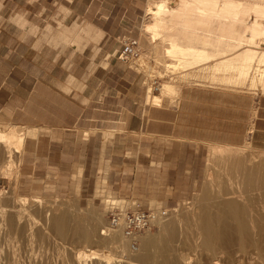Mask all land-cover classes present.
I'll return each mask as SVG.
<instances>
[{
  "label": "crops",
  "instance_id": "crops-1",
  "mask_svg": "<svg viewBox=\"0 0 264 264\" xmlns=\"http://www.w3.org/2000/svg\"><path fill=\"white\" fill-rule=\"evenodd\" d=\"M148 3L0 0V122L45 126L70 139L89 127L116 129L118 142L105 154L116 170L134 174H119L113 186L126 189L115 191L162 197L180 185L173 172L195 170L208 144L251 140L264 150V95L195 83L180 87L177 103H148L147 75L117 59L123 38L147 43Z\"/></svg>",
  "mask_w": 264,
  "mask_h": 264
},
{
  "label": "rangeland",
  "instance_id": "rangeland-1",
  "mask_svg": "<svg viewBox=\"0 0 264 264\" xmlns=\"http://www.w3.org/2000/svg\"><path fill=\"white\" fill-rule=\"evenodd\" d=\"M178 1L179 0H171L172 3L171 6H176ZM246 1L263 2V0H246ZM150 2H153V0H149V3ZM146 14L144 16L145 22L143 20V24L147 25L148 23L151 22V16ZM252 17H254V15L250 14L246 18L244 17V20H247L248 22L250 20L252 21ZM59 23L61 27L62 22ZM144 26L142 27L141 35L145 38L147 43L145 44L143 39L142 40L140 39L142 46L141 57L139 58L138 61L130 62V65L133 66L134 68H137L141 72H144L147 75L148 80L151 76L157 75L160 78H162L161 79L162 84L165 83L173 84L178 91V95L177 94L172 95V97L170 98V100L173 103H177L179 99V90L182 85L195 84V83L212 85L223 89H230L236 91L255 92L258 95L261 94L264 95V84L252 85V83L250 82L251 78H253L256 75V73L257 74L261 73L260 69L264 70V64H263L264 62L263 63H259V61L258 63L256 62L258 65H255V68L257 67L259 71H256L257 69L254 70L256 72L253 73L254 72L253 71L251 73V78H249V80L245 84L243 85L239 84L238 85L239 87L234 83H228V82L226 83L224 81L220 82V79H217L216 81L211 79H207V80L201 79L199 81L192 80L189 77L184 76L185 72H183L182 69L177 70L174 67L171 68L168 67V63H173V64L178 63L176 61V58L173 57L171 58L170 56H168L166 52L167 46H169L168 39L170 38L171 33L174 34L175 37H178V34L179 37H183V34L180 33V31L183 29V27H181L182 25L176 26L170 32L156 37L154 36V34L148 33L146 26L145 27ZM80 28L81 27L77 26L76 28H74V30L79 31L81 30ZM199 31L202 32L201 29ZM261 41L264 42V38H262ZM262 45L263 46L261 47L264 48V44ZM231 56L233 57L234 55ZM231 56H228V58H230ZM152 59H154L156 63L154 67L150 65V60ZM187 78L190 80H188ZM147 83L148 82L146 80V86H147L146 99L147 102L150 103L151 101L149 100L148 97V90L150 89L153 95H158L161 92L160 93L152 92L151 86L148 85ZM162 89H163V85L161 91ZM151 103L153 104V102ZM12 125H20V124L0 122V127L1 129L4 130L11 128ZM21 126H24L26 128L27 127L32 128V130H34L37 135L35 133H34L35 135L34 134L29 135L25 141L26 142L25 148H23V150H21L20 152L18 151L16 152L15 150L14 154L10 155L9 158L7 157L8 155L6 156V150L4 148V144L0 140V193H2L3 198L6 199V200L3 199L5 204L4 209L9 213H10L9 210L11 209V205H12L10 203L14 199H20L21 201L26 202L24 206V208L26 209L24 211L26 213V216L30 217V220L27 223L29 225L24 224L25 227L22 226L23 224H21L23 229L19 225L14 226L15 228L14 229L13 227L7 225V223L0 221V233H1L0 236H2L0 238L1 264H6L7 262H11V263L16 262V264H23L22 263L23 261L24 264H31L34 262H39L42 259L44 261L42 260V262L41 261L40 262L43 264L44 263L72 264L74 262V258L76 254L80 252L78 251L80 249L81 251L83 250V252L87 254H92L93 250H97L96 251L97 255L94 256L96 257L98 256L99 258L97 259V258L89 257L87 258L85 264H91V263L97 264L99 261H101L100 262L101 264L102 262L104 264H123V262L126 264L127 260L129 261L131 260L130 258L136 257V255H138L137 253L139 252L140 254L142 253L141 244L144 240L142 238L145 235L147 236L150 233H152L150 235H155V236L162 235L164 233L163 224L167 223L170 217H176V216L180 218H184L185 223L184 222L180 223L179 228L181 230L178 228L179 230L177 234L178 238L176 236V238L173 239L174 241H172V246L176 249L175 251L176 253L173 255L176 256L178 254L179 256V257H175L172 255L173 258L174 259L176 258L177 262L178 260L179 262L182 261L181 264L207 263L209 261L208 260L209 248L195 247L196 243H194L193 241L195 240V237H197L195 234V230H192V226H191V217L192 214H194L193 212H195L194 215H198V213L200 215L206 209H210L211 212L214 211V213H216L218 212V209L223 208L231 200L239 201L240 203L245 204L247 202L246 198L248 196L247 192L245 191L246 189L245 186L251 183L258 184L262 181L261 172L257 169V165L262 160H264L263 158L264 150L254 146L251 140H246V142L240 146L208 144V147H205V150L202 149L203 154H201L199 157L197 156V158H199L200 163L195 164L196 167L195 170H189V171L181 170V171L173 172L172 175H173L174 183L179 182L180 185L173 186L171 189H168L166 195H163L162 197H157L152 195L149 196L144 193L134 192L135 190H137V188L135 187L128 188L130 191L129 195L119 194L115 190L121 189L124 191L126 188H116L113 186L116 177H118L119 174L124 173L126 177L131 178L133 177L134 174V171L132 170L129 171L116 170L115 165L113 166L114 163L112 162L113 156H111V154L106 156L105 154L108 147L110 148L111 146H113L118 142L119 133H121L120 131L116 129L89 127L88 131L83 130L84 134L83 131L81 135L78 133L77 139L74 138L70 139L68 133L59 134L54 132L52 128L49 127L37 126V125H32V126L21 125ZM37 131L40 132L38 133ZM85 141H88V146H84ZM231 151L233 152L231 153ZM127 156L132 157V154H128ZM9 159L12 162L8 161ZM74 159L82 162H77L72 164L71 162ZM85 159H87L88 163L84 162ZM60 162L62 163V165L60 164ZM59 165L63 166L64 169L59 170ZM4 167L7 168L8 170L7 169L4 170L3 169ZM140 189L143 190L144 188H140ZM111 199L117 202H119V200L121 201L126 200L129 201L130 203H134L136 206L139 205L146 208L148 207L167 208L170 210L169 212L170 214L168 216V219H166L167 221L157 226L151 232H148L149 234L146 233L142 236L140 241V246L137 251L132 250L129 242L127 244V241L125 243L126 244V247L124 248L125 250L121 248H116L114 247L113 244L109 242V240L105 239L106 242H104L103 237L106 236V234H101V231L104 232V229L108 225L107 204L109 203V201H111ZM220 201L221 203L223 202L222 207L220 206L221 205ZM54 207L55 208L58 207L57 211L54 209ZM48 208L54 211V213L58 212V214L59 212L61 213L64 210L62 213L66 212V214H71L72 216H75V218L78 216L79 217L83 216V219L86 218L88 222L89 221L91 222L90 219L91 217L94 216L93 218L97 220L96 229L98 236V238L96 237L95 240L98 241H93V243L89 244L85 242L83 239L79 238L77 235L74 236L72 234L74 233L72 232L73 231L72 228L71 230L68 231L71 233L68 234L67 232L68 235L67 238L66 235L63 238L58 234L56 235L55 232L51 231L52 229L49 230L50 228L49 216L48 218H45ZM197 210L200 212H198ZM32 216L34 217V220ZM97 217L99 218V220H101L100 224ZM188 222L190 223L189 225ZM73 224L74 222L71 223V225ZM68 228L70 229V226ZM5 229H7V231ZM188 230L189 232H187ZM9 231H11L10 234ZM32 231L33 232L36 231L35 234H37V232L39 231L38 232L39 235L38 234L35 235L31 233ZM18 232L19 235H17L18 236L17 237L16 233L18 234ZM185 232L189 234L186 235L187 233ZM43 233L45 234V236L43 235ZM21 234L22 236H20ZM107 234L109 235L111 233H107ZM30 235L31 237H33L32 241L34 240L37 241L38 239L37 243H40L41 245L37 246L38 244L36 242H32L30 239L31 238ZM33 235H35V237ZM99 235L103 238V240L99 239L101 238L99 237ZM191 235H193V237ZM184 236H186V238ZM14 237H16L17 239ZM18 238L21 239L20 240L21 242L19 241ZM1 239L4 241H2ZM10 239L13 240L12 242H14V245L12 244V242L9 243L10 245L7 244L9 241H11ZM16 240H18L19 243L15 245V243H17ZM39 240L43 243L39 242ZM47 241H49V243ZM1 242L4 243L2 244ZM29 243L32 244L31 248H30L31 245ZM44 243L45 245L47 244L46 245L47 247L50 244L51 245L47 249ZM188 243L190 245H193L192 243H194L195 245H193V247L192 246L189 247ZM33 245H35L36 247H33ZM15 246L18 248H16ZM25 246L29 248L27 249ZM88 246H90L91 249ZM4 247H6L7 249ZM13 247L15 249L14 251H13ZM32 248L34 251H32ZM38 248H40L41 250L40 249L38 250ZM60 248L62 249L63 252L60 250ZM202 249L204 250L208 249V251H204V250L202 251ZM59 250L61 251V253ZM15 251L16 253H14ZM58 251L60 255L59 253H57ZM182 251L183 253H186L184 257ZM12 252L16 256L12 254ZM9 254L12 255V257ZM18 255H20V257ZM24 255L27 256L25 257ZM38 255H42V256L40 257ZM31 257L34 258L39 257L38 258L39 261L36 258L34 259ZM20 258L22 260H20ZM48 258L50 259V261ZM19 260L21 263L19 262ZM25 260L27 263L25 262ZM51 260L56 263L51 262ZM67 260L69 261V263L66 262ZM141 263L154 264L148 261H146V263L145 261Z\"/></svg>",
  "mask_w": 264,
  "mask_h": 264
},
{
  "label": "bare ground",
  "instance_id": "bare-ground-1",
  "mask_svg": "<svg viewBox=\"0 0 264 264\" xmlns=\"http://www.w3.org/2000/svg\"><path fill=\"white\" fill-rule=\"evenodd\" d=\"M148 4H149L148 8L146 9H147V14L151 16V22L150 23L147 22L148 23L147 25L144 24L146 26L148 33L154 34L155 37L161 36L162 34L168 33L171 30H173L176 26L182 25L181 27H183V29L180 31V33L183 34V37H179V34H178V37H175L174 34L171 33L170 38L168 39L169 44L167 43L169 46H167L166 44L167 46L166 52L168 56H170L171 58L172 57L176 58V61L178 62L175 64L168 63V67L170 68L174 67L177 70L182 69V71L185 72V75H184L185 77H189L192 80H198V81L201 79H206V80L211 79L215 81L217 79H220V82L224 81L226 83L227 82L234 83L235 85L238 86L239 84L240 85L245 84L249 80V78H251V73L257 69V67L255 68V65H258L257 64L258 61L259 63L264 62V48L261 47L263 46L262 44H264V42L261 41V39L264 38L263 37L264 36V0L263 2L262 1L261 2L260 1L248 2L246 0H179L176 6H171L172 4L171 0H155V1L153 0V2H150ZM250 14L254 15V17H252V21L250 20L251 22L249 21L250 22L249 23L247 20H244V17L246 18ZM245 21H247L248 23ZM200 29L202 30V32L199 31ZM231 55H234V56L232 57ZM228 56H231V57L228 58ZM256 71H259V70L257 69ZM256 71H254L253 73H255ZM260 71L261 73L259 74L256 73V75L253 78H251L250 82L252 83V85L264 84V70L260 69ZM175 94L178 95V91L176 87L171 83L163 84V89L161 93L158 95H153L151 93V90H149V98L152 99L154 101V104H157V105L161 104V102L165 98H167L168 100V98H171L172 95H175ZM34 133L35 131L32 130V128H28V127L26 128L21 125H12L11 128L6 129V130L1 129L0 127V140L4 144V148L6 150V156L8 155L7 157L9 158L10 155L14 154L15 150L16 152L17 151L20 152L21 150H23V148H25L26 138L29 135H33ZM232 152L233 151H231V153ZM8 161H11V160L9 159ZM3 169L5 170L7 168L4 167ZM257 169L261 172L262 181L258 184L251 183L245 186L246 187L245 191L248 194V196L246 195L247 202L246 203L244 202L245 204H242L239 201L231 200L223 208L218 209V212L216 213H214V211H212L213 212L212 213L210 209H206L200 215L199 213L198 215H194L195 212H193L194 214H192V217H191V226H192V230H195V234L197 236L195 237V240H193L194 243H196L195 247L209 248V253L207 252L209 255L208 257L209 261L203 264H264V160H262L257 165ZM3 199L4 198L2 196V193H0V221L7 223V225L13 228L14 226L19 225L23 229L22 226H24V224L29 225L27 223L29 222L30 217L26 216V213L24 211L26 209L24 208L26 202L21 201L20 199H14L10 203L12 205H11V209L9 210L10 211L9 213L8 211L4 209V206H5L4 200L6 199L4 200ZM222 203L220 205L221 207H222ZM49 208H48L47 214L45 215V218H48L49 216L50 221L47 220L50 222L49 230L52 229L51 231L55 232L56 235L58 234L62 238L66 235V238H67L68 237L67 232L71 230L72 228L73 230L72 232H74L72 234L74 236L77 235L79 238L83 239L85 242L91 244L93 243V241H98V240H95L96 237L98 238V236H97V229H96L97 220L93 218L94 216L91 217L90 219L91 222L90 221L88 222L85 217H84L85 219H83V216H80V217L78 216L75 218V216H72L71 214H66V212L62 213L64 210L61 213L59 212L58 214V212L54 213V211L50 210ZM54 209L57 211L58 207L56 208L54 207ZM33 220H34V217H33ZM100 221L101 220H99V224H100ZM165 221L167 220L161 221L159 225H161ZM72 222H74L73 225H71ZM181 222L182 223L184 222V218H180L177 216L170 217L168 222L163 224L164 231L163 230L162 231L164 233L162 235H159V236L150 235L152 233L150 234L148 233L149 235L147 236L145 235L146 237L144 236L142 238L144 239L141 244L142 251L140 250L142 253L141 254L140 252L137 253L138 255H136V257L134 258H130L131 260L129 261L127 260L126 264L127 263L128 264H143L141 263L143 261H145V263L146 261H148L154 264H181L182 261L179 262L178 260L177 262V259L175 258L176 259L175 260L173 258V256H175L173 254L176 253L175 252L176 249L172 246V241H174L173 239L176 238L179 232L178 228ZM21 224L23 225L21 226ZM189 224L190 223L188 222V225ZM69 226H70V229L68 228ZM106 228L104 229V232L101 231V234H106V236L103 237L104 242H106L105 239H107L109 240L111 244L114 245V247L124 249L126 247V244H125L126 241L128 244V240L123 236V234L120 231L107 232ZM5 230L7 231V229ZM10 232L11 231H9V234ZM35 232L32 231L31 233L35 234ZM38 232L37 234L39 235ZM187 232H189V230ZM69 233L71 232H68V234ZM107 233H111V234L108 235ZM188 234L189 233H187L186 235ZM17 235H19V232L18 234L16 233V236ZM35 235L33 236L35 237ZM43 235L45 236L44 233ZM20 236H22V234ZM191 236L193 237V235ZM1 237L2 236H0V238ZM99 237L101 236L99 235ZM184 237L186 238V236ZM32 238L33 237L30 238L31 241H32ZM103 238L101 237L99 239L103 240ZM20 240L21 239H19V241ZM12 241L13 240L9 241L7 244H9ZM16 241L17 243H15V245L19 243L18 240ZM37 241L34 240L32 242L37 243ZM39 242L41 241L39 240ZM47 242L49 243V241ZM36 243H33V244H36ZM194 243L192 244L195 245ZM12 244L14 245V242H12ZM37 244H38L37 246L41 245L40 243H37ZM30 245L29 246L31 248L32 244ZM46 245L45 247H47ZM193 245L189 244V247L190 246L193 247ZM33 247H36V246L33 245ZM39 249L40 248H38V250ZM14 250L15 249L13 247V251ZM60 250L62 251L61 248ZM203 250L204 249H202V251ZM32 251H34L33 248H32ZM59 251L57 253H59ZM78 251L80 252L76 254L74 258V262L72 264H85L87 261V258L89 257H93L97 259L99 258L98 256L97 257L94 256V255H97V252H96L97 250H93L92 254H87L83 252V250L81 251V249ZM204 251H208V249L207 250L205 249ZM36 252H39V251H36ZM14 253H16V251ZM14 253L12 252V254ZM185 254L186 253H183V257ZM10 256L12 257V255ZM18 256L20 257V255ZM38 256L41 257L42 255H38ZM175 257H179L178 254ZM31 258H34V257H31ZM38 258L36 259L39 261ZM20 260L22 259L20 258ZM42 260L40 261L42 262ZM40 261L31 263V264H43ZM51 262H54V261L51 260ZM66 262L69 263L68 260ZM100 262L101 261H99L97 264H101ZM22 263L24 264V261ZM6 264H16V262L15 263L7 262ZM102 264L104 263L102 262ZM123 264L125 263L123 262Z\"/></svg>",
  "mask_w": 264,
  "mask_h": 264
},
{
  "label": "built area",
  "instance_id": "built-area-1",
  "mask_svg": "<svg viewBox=\"0 0 264 264\" xmlns=\"http://www.w3.org/2000/svg\"><path fill=\"white\" fill-rule=\"evenodd\" d=\"M122 43V47L117 53L118 60L129 65L130 62L138 61L142 54L140 38H123ZM161 79L157 75L147 79V84L151 86L152 92H161L163 85ZM107 205V232L120 231L134 251L139 249L142 236L159 226L161 221L168 218L170 212L169 209L163 207L136 206L126 200L123 202L111 200Z\"/></svg>",
  "mask_w": 264,
  "mask_h": 264
}]
</instances>
